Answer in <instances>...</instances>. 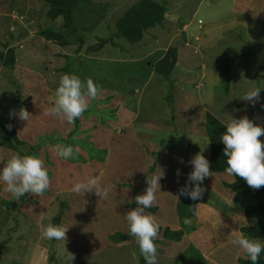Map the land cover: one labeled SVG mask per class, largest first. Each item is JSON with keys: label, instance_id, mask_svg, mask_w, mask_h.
<instances>
[{"label": "rangeland", "instance_id": "rangeland-1", "mask_svg": "<svg viewBox=\"0 0 264 264\" xmlns=\"http://www.w3.org/2000/svg\"><path fill=\"white\" fill-rule=\"evenodd\" d=\"M137 1L78 0L67 25L57 10L68 0H0V122L9 123L20 142L16 149L0 147V168L12 153L36 155L51 181L43 195L26 193L20 200L0 181V264H145L125 217L137 206L134 197L144 193L147 177L160 169L157 201L145 209L160 225L154 241L158 264H182L191 248L201 264L245 257L231 241L242 226L262 221L260 214L243 212L259 203L256 197L236 200L240 186L232 188L238 183L226 170L204 179L199 200L178 190L197 152L209 160L207 114L222 125L247 116L264 127V87L254 106L240 99L264 86V0H153L163 8L161 23L131 43L116 35V23ZM57 32L60 38L52 36ZM8 57L13 61L6 64ZM163 62H173L166 75ZM64 74L91 79L100 89L73 124L45 115ZM21 107L31 114L28 122L10 116ZM57 143L72 146L75 158L57 156ZM89 176L111 187L107 198L71 191ZM58 183L68 190L60 191ZM198 202L205 205L200 220L195 215L190 225L182 222L178 206L186 211ZM236 205L245 218L234 215ZM223 213L224 221L218 215ZM210 218L230 244L207 252L197 243L210 237L204 231ZM49 223L69 225L65 243L42 237L41 226ZM168 230H180V238H169ZM163 247L175 255H163ZM193 260L188 262L200 264Z\"/></svg>", "mask_w": 264, "mask_h": 264}, {"label": "clouds", "instance_id": "clouds-1", "mask_svg": "<svg viewBox=\"0 0 264 264\" xmlns=\"http://www.w3.org/2000/svg\"><path fill=\"white\" fill-rule=\"evenodd\" d=\"M264 86L252 87L244 93L242 100L253 106L260 99V90ZM100 89L91 80L82 81L75 74H64L60 77L59 84L54 93V100L51 107L46 109L45 115L59 118L68 124H73L80 118L89 107V101L99 95ZM19 119L29 120L31 114L20 108ZM226 131L221 133L220 140L224 144L223 155L226 157L229 175L239 176L244 179L249 187L259 189L264 187V127L254 123L247 116L231 118L224 124ZM11 127V125H9ZM54 152L63 159L75 158L76 151L70 145L57 143L54 145ZM192 167L188 174L187 183L181 187L179 196H186L192 200H199L205 188L202 186L205 178L211 176L210 162L197 152L190 160ZM160 169L159 175L147 177V187L143 194L134 197L136 207L131 208L126 213L128 224V234L135 238L139 246V253L144 258L145 264H158L157 245L154 241L158 238L160 225L151 214H147L145 209L151 208L157 201L156 193L160 191L159 180L163 177ZM180 175L177 169V176ZM0 181L5 185V191L10 193L14 200H20L26 193L41 196L50 187V177L43 161L36 155H20L12 153L3 167L0 168ZM234 182V179L231 183ZM188 183L192 186L189 187ZM71 191L83 196L85 193L94 192L97 197L107 198L111 191L110 186H104L100 178L89 176L84 181L73 184ZM177 196V200L179 199ZM132 201L129 200L128 203ZM190 225V219L184 220ZM68 226L54 225L49 223L41 226V235L48 240H67ZM231 243L240 249L251 261L257 264L260 254L264 252V243L259 239H250L243 232H236ZM135 255V254H134ZM74 255L70 253V260H74Z\"/></svg>", "mask_w": 264, "mask_h": 264}, {"label": "trees", "instance_id": "trees-1", "mask_svg": "<svg viewBox=\"0 0 264 264\" xmlns=\"http://www.w3.org/2000/svg\"><path fill=\"white\" fill-rule=\"evenodd\" d=\"M59 3V0H53ZM78 4V0H68V2H63L61 4L62 8L58 9V14H61L64 19L65 23L67 25L71 24L69 13H71V9ZM56 5V4H55ZM56 16V14L54 15ZM163 18V8L160 4L154 2L153 0H139L135 2L133 5H131L128 10L123 14V16L117 21V31L116 35L118 37H122L125 40L134 43L138 40L140 32L143 29H146L148 27H153L156 24L161 23ZM58 34L52 35L53 37L60 38L62 35L60 32H57ZM11 56V54H10ZM9 56V57H10ZM5 59L4 63L9 64L13 59ZM171 64H167L166 62H163V66L165 69V72H163L164 75H166L171 67ZM160 66L158 64L156 65V70L160 72ZM206 128H207V137L209 139L210 143V155H209V162H210V170L212 172H222L226 170L227 164H226V157L223 155V149L224 144L220 140L221 133L226 131V128L224 125L220 124L219 122H215L210 114H207L206 118ZM9 123H3L0 122V133H3L5 136L0 135V147H7L11 149H16L15 143H20L15 135V130L11 126L9 127ZM73 131H70L69 135H72ZM116 137L118 136L115 135ZM54 142V140H51ZM235 181H237L238 184H232V188L234 190L237 189V186L239 185V192L235 193L234 198L238 200L243 195H249V196H255L256 200L259 203H256L254 205H247L244 210L248 215L250 216L252 214L250 213H256L261 215V220H256L252 224V226H245L242 228V232H244L246 235H248L250 238H259L264 240V187H261L259 189H253L248 186L246 181L239 176H235ZM235 200V201H236ZM192 204V203H191ZM181 206H178V214L179 217L182 218V222L187 218L195 216L196 210L195 206H191L190 210L181 211ZM61 214V213H60ZM56 219H59V216H56ZM169 231V230H168ZM170 233L169 238L177 239L180 238L179 234L181 231H169ZM192 252L194 253L195 257H199L195 251V249L191 248ZM205 264V263H204ZM238 264H251V261L246 258H239ZM257 264H264V252L260 254V257L257 261Z\"/></svg>", "mask_w": 264, "mask_h": 264}, {"label": "crops", "instance_id": "crops-1", "mask_svg": "<svg viewBox=\"0 0 264 264\" xmlns=\"http://www.w3.org/2000/svg\"><path fill=\"white\" fill-rule=\"evenodd\" d=\"M264 4V3H263ZM239 18H242V17H249V16H247L248 15V13H239ZM251 17V16H250ZM255 18V17H254ZM254 24H255V22H254ZM60 183H58V189H61L60 191H65V190H68V189H63V187H61L62 186V184H60ZM160 184V183H159ZM63 189V190H62ZM162 192L164 193V192H167V189H165V188H163L162 189ZM204 206L205 205H202V204H200L199 202L197 203V204H195V210H196V217L194 218V219H196V220H200V215H198L197 213H199L201 210H204L205 208H204ZM236 210L234 209V211H232L233 213H234V215L238 212L239 214H241V216H242V218H245L246 216H244V214H245V210L243 209V212H244V214L242 213V211H241V208L239 207V206H237L236 205ZM231 210H232V208H231V206L228 204L227 205V213L230 211L231 212ZM226 213H223V214H218V215H220V217H217V218H220L222 221H224V215H225ZM205 218H203V220H204ZM212 218H210L208 221H207V223H206V226H205V229H204V231L205 232H207L208 234H209V236L211 237H208V238H203L202 239V241H203V243L201 242L200 244L199 243H197L200 247H201V249H203V250H205L206 249V251L207 252H209L210 250H213V248H214V245H216V244H218L219 243V245H225V244H223V243H226L227 244V242L225 241V240H227V241H229V239L227 238V235L226 234H228V233H226L225 231L224 232H216V229H214V228H212L211 226H210V223H212V220H211ZM214 220V219H213ZM201 222H202V219H201ZM236 222V221H235ZM213 224V223H212ZM216 224V223H215ZM201 225H202V223H201ZM243 227H245V226H242L241 228H239V232H242V228ZM202 230V229H201ZM227 231H229V230H227ZM244 233V232H243ZM223 234V235H222ZM245 234V233H244ZM220 235H222V236H220ZM246 235V234H245ZM202 236H204V235H202ZM212 236H216L215 238H212ZM210 241H211V243H210ZM228 244H230V242L228 243ZM227 244V245H228ZM226 246V245H225ZM196 248H198V247H196ZM163 249V251H164V253H162L163 255H165V256H171V255H175L174 253H169V255H166V248H162ZM168 249V248H167ZM191 252V257H189V258H186L187 260H182L183 261V263L185 262H187V263H189V264H191V262H188V260H193V257H195V255H194V253L192 252V250L190 251ZM160 261V260H159ZM177 261H180V260H176V262ZM194 261H198L200 264H201V260H193L192 261V263L194 262ZM209 261V260H208ZM228 261H230V264H238L237 263V261L238 260H228ZM182 263V264H183ZM203 263H205V260H203ZM209 264H214V262H213V260H212V262L211 261H209Z\"/></svg>", "mask_w": 264, "mask_h": 264}]
</instances>
